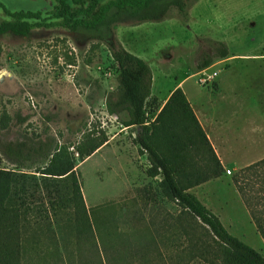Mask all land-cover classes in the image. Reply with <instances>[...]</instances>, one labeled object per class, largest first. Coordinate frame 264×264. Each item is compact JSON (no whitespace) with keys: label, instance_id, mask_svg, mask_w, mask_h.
I'll use <instances>...</instances> for the list:
<instances>
[{"label":"rangeland","instance_id":"1","mask_svg":"<svg viewBox=\"0 0 264 264\" xmlns=\"http://www.w3.org/2000/svg\"><path fill=\"white\" fill-rule=\"evenodd\" d=\"M0 4L11 11L52 7L50 0ZM165 13L161 21L141 23L124 16L109 40L62 26L0 34V111L11 116L8 127L0 128V167L33 175L38 182L27 185L25 202L32 207L27 220L0 219V264H207L198 256L208 249L209 230L162 195L161 175H146V153H138L133 142L138 126L125 125L127 112L106 110L105 101L118 84L109 50L114 39L150 66L148 122L177 86L198 111L201 99L213 98L215 110L205 111L207 130L213 137L233 139L239 156L247 151L249 159L216 169L207 145L190 133L171 144L179 175L191 185L190 192L196 189L200 201L222 216L231 234L264 253L254 225L261 217L255 188L264 186V161L258 160L264 157V0H197L185 13L173 7ZM6 18L0 6V21ZM206 39L223 41L229 54L197 69ZM94 127L105 131L107 141L74 168L84 208L39 215L35 207L47 211L54 196V187H45L37 172L47 160H24L18 166L2 153V145L18 139L76 142ZM16 204L12 199L10 205Z\"/></svg>","mask_w":264,"mask_h":264},{"label":"trees","instance_id":"2","mask_svg":"<svg viewBox=\"0 0 264 264\" xmlns=\"http://www.w3.org/2000/svg\"><path fill=\"white\" fill-rule=\"evenodd\" d=\"M52 7L41 10H15L5 8L7 16L0 21V34L11 32L27 35L32 28L62 26L70 31L83 29L109 40L112 29L124 16H130L136 23L161 21L167 7L185 13L197 0H50ZM158 6L162 9H158ZM207 48L198 55L197 69L208 67L215 58L228 56V47L223 41L206 39ZM111 57L116 64L117 89L107 97L105 107L108 113L126 111L125 125H137L133 138L138 153H146L148 166L145 173L149 177L161 175L158 187L162 195L175 201L183 209L207 227L210 240L208 249L201 252L198 260L207 264H264V253L259 252L240 238L231 234L219 217L188 189L191 185L179 175L177 158L171 144L182 140L190 133L198 134L207 145L214 167H222L219 159L199 123L195 112L180 86L175 87L166 100L158 105L154 118L145 123V104L151 96L152 74L149 64L141 57L127 50L116 39L109 43ZM11 116L5 109L0 111V128L8 127ZM20 120H24L21 118ZM107 141L103 129L93 128L84 131L76 142H54L52 138L29 141L18 139L2 145V153L18 166L24 160L45 158L44 165L37 167L45 187H54L53 198L48 199L47 211L35 207L39 215L47 216L48 211L57 213L69 207L84 208L75 164L92 154ZM264 158L259 160L263 162ZM258 162L250 165H255ZM215 169V170H216ZM61 184H59V182ZM58 182V183H57ZM28 184L38 185L33 175L0 167V219L12 222L27 220L32 207L25 199L30 195ZM259 202L254 225L264 243V186L255 188ZM51 193V192H50ZM256 196V195H255ZM17 204L12 206L11 200Z\"/></svg>","mask_w":264,"mask_h":264},{"label":"crops","instance_id":"3","mask_svg":"<svg viewBox=\"0 0 264 264\" xmlns=\"http://www.w3.org/2000/svg\"><path fill=\"white\" fill-rule=\"evenodd\" d=\"M228 54H229V52H228ZM207 92L209 94V97H211V96L213 97L215 94L213 91H207ZM151 94H153L152 91H151ZM169 94H170V92H169ZM166 98H165V100H166ZM188 100H189V102H190V104H191V106L195 112V115H196L199 123L201 124V126H202L212 148H213L214 153L216 154V156L219 159L221 166L223 168L227 167V166H232L234 164L237 165L239 163L238 162L239 160H248L249 159V155H248L249 152H247V151L243 152L244 156L243 155L239 156L240 152L238 151L233 139H230L226 136H219V137L215 136V137H213V135H211L210 132L207 130V128L209 127V125H208L209 118H207L208 115L205 114V111H206V109H211L212 107H213L212 109L215 110V105L214 104L212 105V102L214 101L213 98L212 99H209V98L201 99V101H199V103H198V107L200 108L199 111L197 110L195 104L189 98H188ZM216 119H217L216 115L214 114V116L212 117V120L214 122H216ZM236 142H238V141H236ZM100 148L101 147L96 149V152H98L100 150ZM236 155H238V156H236ZM262 158H264V157H262ZM262 158H260V159H262ZM260 159H258V160H260ZM258 160H256V161H258ZM256 161H254V162H256ZM254 162H252V163H254ZM252 163H250V164H252ZM250 164H247L245 166H248ZM208 182H209V180L199 184L198 186H201V187L205 186ZM196 188H197V186H196ZM195 190L196 189H193V191H191V192H196ZM207 207L211 210V208L209 206H207ZM211 211L214 212L219 217V219L221 220L222 216H219L218 213H216L214 210H211ZM225 228H226V226H225Z\"/></svg>","mask_w":264,"mask_h":264},{"label":"built area","instance_id":"4","mask_svg":"<svg viewBox=\"0 0 264 264\" xmlns=\"http://www.w3.org/2000/svg\"><path fill=\"white\" fill-rule=\"evenodd\" d=\"M148 122V120L145 122V123H147ZM135 136V135H134Z\"/></svg>","mask_w":264,"mask_h":264}]
</instances>
